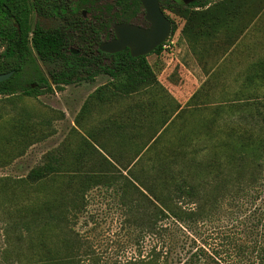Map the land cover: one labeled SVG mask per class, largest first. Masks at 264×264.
I'll list each match as a JSON object with an SVG mask.
<instances>
[{
    "label": "rangeland",
    "instance_id": "1",
    "mask_svg": "<svg viewBox=\"0 0 264 264\" xmlns=\"http://www.w3.org/2000/svg\"><path fill=\"white\" fill-rule=\"evenodd\" d=\"M79 1L71 0V3L78 4ZM112 1L98 0L97 6L103 8ZM220 1L222 0L207 2L216 4ZM232 3L233 1L225 6L216 7L214 11L219 12L226 7L230 10L242 8L241 19H261L259 26L253 29L256 33L259 32L261 24L264 23V0H236L234 4ZM195 8L192 4L191 9ZM83 10L87 17L94 16L96 12L95 9L88 7ZM165 12L175 24L176 30L171 34L167 48H163L159 54L153 53L147 57L155 72L158 88L149 87L151 90L143 88L129 97L109 91V94L105 95L109 97L107 100L96 97L91 105L92 113L89 111L90 103L86 101L99 87L110 83L111 78L108 75L94 74L92 79L89 77L92 72H83L73 84L64 86L63 90L55 89L54 93L38 98L0 96V264H49L58 252L61 254L56 258H65L63 247L66 240H71L72 236V239L77 238L75 240L80 243L76 256L72 257L74 264H134L135 261L139 262L148 257L153 248L164 247V242L158 236L149 234L147 227L141 225L142 222L135 221L138 219L137 216L146 211L144 206L141 205L135 212L130 203L124 204L121 193L114 189L103 186L92 189L86 194L81 208L76 210L71 205L76 201L68 195L66 178L61 177L60 183L47 182L44 185H34L27 179L29 173L43 165L46 156L52 152L59 150V154L66 160L73 159L74 153L80 151L82 147V137L90 136L92 132L93 135H97L101 144L109 149H118V141L100 128L109 115H113L112 117L123 115L127 120L126 111L133 108L142 113L146 110L144 115L155 118L166 105L173 103L174 107L175 104L180 106L182 112L176 119L175 127L159 150L161 154L165 150L170 151L166 153L176 152L178 156L173 164L177 168L182 164L180 153L194 152L198 162L207 161L215 152L212 145L227 140L231 131L236 130L238 135V131L244 133L249 130L258 136L264 134V122L259 119L260 121L256 123L252 117L255 115V108L244 109L242 102H236L237 108H230L233 102L249 97H260L264 105V87L243 86L242 82L236 79L239 74L234 72H228L223 79L208 82L203 87L198 88L196 84L190 87L191 82L188 78L192 76L180 64L176 55L179 46L178 33L186 20L168 9ZM85 20L99 26L95 19ZM36 21L37 19H32V24L34 25ZM40 21L47 28L64 25L59 19ZM186 27L182 31H185ZM70 32L75 40L70 49L77 51L78 54L83 52L82 44L77 42L82 38L81 34L74 30ZM102 38L103 41L109 39L107 36ZM38 63L46 74L55 67L40 60ZM211 84L213 85L210 86ZM151 105L154 109L147 110ZM123 108L125 109L121 111ZM117 111L121 112L115 114ZM261 111L264 113V108H261ZM170 113L159 115L157 119L159 124L165 116L169 117ZM20 120V128L26 125L29 128L33 125L25 134L19 133L17 127L16 131L13 130L14 123L18 124ZM37 123H41V126L36 127ZM209 130L216 133L211 135L215 138L213 141L210 139L211 136L206 135ZM178 132L182 133L180 138L177 137ZM184 134L190 137L182 141L181 137L183 138ZM192 137L195 139L193 142L190 140ZM133 151L132 146L125 148L123 159L128 160ZM221 159L223 162L224 157ZM127 160H123V163ZM225 162L226 160L223 163ZM257 170L249 172L246 178L260 177V184L264 185V165L261 173ZM156 175L158 172L154 173V176ZM233 184L220 189L219 194L224 196L219 204L216 203V208H213L214 204L212 208L207 206L208 210H214L211 211L213 216L209 215V218L199 222L190 231L172 221L167 222L177 236L174 257L179 255V258H183L177 264L184 262L189 249L192 248L190 245L196 241L197 245L207 248L213 246L211 251L215 249L219 253L218 259L221 264H248L254 260V256L248 250L247 253L238 255V246L253 247L257 234L264 232V188L258 187L255 193H252L253 190L240 192L236 198L239 192L232 190ZM212 189L208 188L207 191L212 192ZM259 190L260 198L254 201ZM63 191L66 195L63 197L64 207L54 212L58 213L60 210H63L60 214L68 212L66 223L57 228L51 222L49 228L46 226L45 234L37 235L38 228L44 223L38 225L35 222L32 206L54 200ZM134 198L136 199V195ZM192 207L196 208L193 205Z\"/></svg>",
    "mask_w": 264,
    "mask_h": 264
},
{
    "label": "trees",
    "instance_id": "2",
    "mask_svg": "<svg viewBox=\"0 0 264 264\" xmlns=\"http://www.w3.org/2000/svg\"><path fill=\"white\" fill-rule=\"evenodd\" d=\"M5 1L12 0H1V2ZM90 1L81 0L78 4H72L71 0H19V17L17 19L21 33L18 48L19 63L16 64L14 61L16 46L13 41V32L16 29L10 23L9 26L6 25L4 30L5 34H9L11 37L4 53L2 72L10 73L13 71L15 75L0 83V96L38 98L54 93L55 89L63 90L64 86L73 84L83 72H92L89 75L92 79L94 74H105L111 78L110 83L99 87L94 95H90L86 101V103H90V106L93 105L96 97L107 100L109 97H105V95L109 94V91L129 97L137 94L143 88H158L159 84L155 72L147 61L148 56L134 58L128 50L117 54H107L100 51L99 47L104 42L102 36H107L110 39L113 35V25L130 19H95L99 22V26H94L93 23L81 19V10L87 8L91 3ZM116 1L120 12L115 15L120 17L127 9L125 5L128 4L129 0ZM207 1L197 2L193 4V7L204 8L209 4ZM232 1L234 4L236 0H222L214 4L213 8H209L208 11H195V9H191V5L169 6L167 9L181 19H185L186 26H188L197 15L215 12L218 13L220 19H224L231 15L233 10L226 7L217 12L214 9L230 4ZM2 7L6 14L7 12L10 16L14 14L12 4H6ZM112 9V4H107L97 12L99 16H104V14L113 16ZM33 12L39 18H63L59 20L63 21L64 25L57 28H47L43 26L41 19H37L33 25L32 19H30ZM74 16L80 18L65 19ZM172 26L173 34L176 30L173 22ZM73 30L82 36L77 42L82 44L83 52L77 55L70 49L71 44L75 41L70 32ZM183 32L185 33V31ZM163 48V45L160 46L154 53H161ZM38 60L44 64L55 65L54 69L50 70L52 83L40 71ZM243 86L249 88L264 87V58L252 66ZM155 88L152 89L155 90ZM149 89L151 90V88ZM236 102H242L244 109L255 108V115H252L254 122L257 123L260 121L259 119L264 122V113L261 111L264 105H262L260 97L240 99L233 102L230 108H237ZM175 105L176 107L171 103L164 107L162 115L170 112L171 115L165 116L160 124L156 117L144 115L146 110L142 113L131 108L126 111L127 120L121 115L114 117L109 122L111 135L119 143L118 149H109L101 144L97 135H93L92 132L90 136L82 137V147L80 151L74 153L73 159L66 160L62 154H59V150L52 152L46 156L43 165L29 173L27 179L34 185H44L47 182L60 183L61 177L66 178L67 187H65L70 198L76 201V203H71L76 210L81 208L86 194L92 189L103 186L107 189L116 190L121 193L120 196L124 204L129 205L130 203L135 212L139 210L141 205L144 206L147 212L137 216L139 221L138 219L135 221L142 222L141 225L147 227L149 234L158 236L164 242V247L153 248L148 257L139 262L135 261L134 264H177L183 258H179V255L174 257V243L176 244L175 238L177 236H175L172 226L167 225V222L172 221L186 231H190L199 222L209 218V215L210 217L213 216L211 211L214 210H208L207 206L212 208V204H214L213 208L217 207L220 199L224 196L219 194L220 189L238 183V185L233 184L231 187L233 191L239 192L235 196L238 198L240 192L253 190L252 193H255L258 187L264 188L263 183L260 184V177L246 178V175L252 170L258 169L257 171L262 172L264 134L258 136L254 131L249 130L244 133L238 131V135L236 130L231 131L227 140L212 145L215 152L207 161L198 162L194 152L180 153L182 164L177 168L173 164L176 156H178L176 152L166 153L170 151L165 150L164 153H159L162 144L166 143V138L174 129L176 119L182 112L180 106ZM90 106H88L89 109ZM92 107L89 110L91 113ZM153 109V105L147 107L149 111ZM141 113L143 115L140 116ZM171 119L173 120L171 121ZM20 123L21 120L18 124L14 123L13 130L16 131L17 127L21 134L27 133L33 126L30 125L28 128L26 125V127L20 128ZM39 125L41 126V123L35 124L36 127ZM101 130L105 131L103 128ZM206 133L208 137L216 134L214 130H209ZM181 135L182 133L178 132L177 137L180 138ZM185 135L183 138L181 137L182 141L187 140L186 137H190V135ZM210 139L215 140L213 136ZM190 140L193 142L195 139L192 137ZM130 146L134 149L133 155L128 160L123 159L125 158L124 149L130 148ZM221 157H224L225 163L222 162ZM123 160H127V162L123 163ZM156 172L158 175L154 176ZM208 188H213V191H207ZM64 193V191L59 193L58 198L54 200H47L32 206L35 222L38 225L44 223L42 227L38 228L37 235L38 233L45 234L51 222L57 228L66 223L68 212L62 214L60 212L63 210L58 213L54 212L64 207L63 197H66ZM134 195H136V199ZM130 196L132 197L130 198ZM258 198H260V190L253 200ZM141 199L142 201H140ZM192 205L196 208H193ZM53 225L51 226L53 227ZM257 235L259 240H255L253 247L238 246V255H243L248 250L254 256V260L248 264H264V232ZM72 237V241L67 239L63 247L66 257L56 258L57 255L61 254L58 252L49 264L75 263L72 257L76 256L77 246L80 243L75 240L77 238L72 239ZM196 242L190 245L192 248L189 249L186 259L181 264H221L218 259L219 253L215 249L211 251L213 246L207 248L203 245H197Z\"/></svg>",
    "mask_w": 264,
    "mask_h": 264
},
{
    "label": "crops",
    "instance_id": "3",
    "mask_svg": "<svg viewBox=\"0 0 264 264\" xmlns=\"http://www.w3.org/2000/svg\"><path fill=\"white\" fill-rule=\"evenodd\" d=\"M213 5L209 3L204 8H195V11H208ZM241 10L243 9L234 8L231 15L224 19H220L215 12L197 15L186 27L185 33L182 30L187 22L183 23L178 33L179 46L176 55L180 64L192 76L188 78L190 87L196 84L200 88L208 82L219 81L228 72L239 74L236 79L244 84L252 66L264 58V23L256 33L253 29L259 26L261 19H241ZM166 45L168 47L169 42ZM159 115H162L161 109L156 114V119ZM112 116H107L100 127L109 136V122L114 118Z\"/></svg>",
    "mask_w": 264,
    "mask_h": 264
},
{
    "label": "water",
    "instance_id": "4",
    "mask_svg": "<svg viewBox=\"0 0 264 264\" xmlns=\"http://www.w3.org/2000/svg\"><path fill=\"white\" fill-rule=\"evenodd\" d=\"M147 11L146 21L149 28L129 23H120L114 26L116 38L103 42L99 49L103 53L117 54L130 49L134 58L152 54L159 46L170 40L172 21L163 13L159 0H140ZM78 54L77 51H73ZM13 72L0 75V83L8 80Z\"/></svg>",
    "mask_w": 264,
    "mask_h": 264
},
{
    "label": "flooded vegetation",
    "instance_id": "5",
    "mask_svg": "<svg viewBox=\"0 0 264 264\" xmlns=\"http://www.w3.org/2000/svg\"><path fill=\"white\" fill-rule=\"evenodd\" d=\"M201 1L202 0H159V3H160V7H161L163 13L165 14V16L168 19H170L169 16L165 12L167 10V7H169V6H190L192 4H196L197 2H201ZM90 2H91L90 5L87 6V7L90 8V9H95V11H96L95 15L92 16V17H87L85 15V11L82 9V11H81V13H82L81 19H130V20L121 21L119 23H115L114 26L117 25V24H120V23H129V24L138 25V26L144 27V28H149L150 27V24L146 21V19H147V11L144 8V6H143V4H142V2L140 0H129L128 4L125 5V7H127V9H125V12L120 17H116V15H115L117 12H120V8H118L116 0H113L111 2L112 6H113V9H112L113 16H110V15H107V14H104V16H99L98 12H97V10L100 9V7L97 6L98 0H91ZM6 4L7 5H11L12 4L13 5L14 14L12 16H10L9 12H7V14L5 12H3V7L2 6L6 5ZM19 5H20L19 4V0H12V1H9V2L8 1L1 2V0H0V75L7 74V73H3L2 72V63H3L4 53L6 52L7 46L10 43V37H11L9 34L6 35L4 30L6 28V25L9 26L10 23H12L13 27L16 29V31L13 32V38H14L13 41H14V44L16 46V55H15L14 61H15L16 64L19 63L18 48H19V38H20V34H21L20 33V28H19V26L17 24V19L19 17V10H18ZM79 18L80 17H75L74 16V17H71V18H67L66 17L65 19H79ZM30 19H63V18H58V17L39 18L38 15L35 12H33V14L31 15ZM114 26H113V35L107 41H111V40H114L116 38L115 32H114ZM104 42H106V41H104ZM127 50L131 54L130 49H127ZM127 50H125V51H127ZM34 56H35V54H34ZM39 69L42 72V74L44 76H46V78H48L49 81L52 83L53 80H52V78L50 76V71L47 74L44 73L42 71V68L40 67V65H39ZM14 75H15V72H13L12 76H14Z\"/></svg>",
    "mask_w": 264,
    "mask_h": 264
},
{
    "label": "built area",
    "instance_id": "6",
    "mask_svg": "<svg viewBox=\"0 0 264 264\" xmlns=\"http://www.w3.org/2000/svg\"><path fill=\"white\" fill-rule=\"evenodd\" d=\"M169 41H170V40H169ZM169 41H168V42H169ZM168 42H167V43H168ZM167 43H166V44H167ZM166 44L164 45V48H167V45H166Z\"/></svg>",
    "mask_w": 264,
    "mask_h": 264
}]
</instances>
